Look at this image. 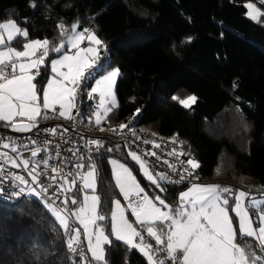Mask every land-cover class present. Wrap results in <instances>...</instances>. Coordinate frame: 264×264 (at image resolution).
<instances>
[{
  "label": "trees",
  "instance_id": "16d2710c",
  "mask_svg": "<svg viewBox=\"0 0 264 264\" xmlns=\"http://www.w3.org/2000/svg\"><path fill=\"white\" fill-rule=\"evenodd\" d=\"M248 1L258 0H0V21L15 20L28 30L29 39L47 37L53 44L65 39L61 23L69 30L77 22L79 29L95 30L110 48L95 77L112 67L120 69L119 106L100 125L118 126L139 109L135 131L186 143L183 155L198 161L199 182L215 181L234 192L253 187L258 194L264 192V16L259 23L249 18ZM259 6L264 11V3ZM23 43L18 38L12 45ZM58 54L50 51L41 66L45 78ZM189 95L197 99L187 108L179 100ZM84 99L87 103V93ZM130 150L106 137L92 156L100 213L110 218L113 199L120 194L112 157L132 168L150 195L159 194L175 206L191 184L161 182L167 189L161 193L141 174ZM79 186L73 195L78 203ZM66 240L38 198L14 204L0 199V264H73ZM105 248L109 264H148L141 252L122 241L112 239Z\"/></svg>",
  "mask_w": 264,
  "mask_h": 264
},
{
  "label": "snow or ice",
  "instance_id": "6c2138e0",
  "mask_svg": "<svg viewBox=\"0 0 264 264\" xmlns=\"http://www.w3.org/2000/svg\"><path fill=\"white\" fill-rule=\"evenodd\" d=\"M259 2L264 3V0ZM244 6L249 9L246 15L259 23L264 11L250 2ZM58 28L60 35L65 39L59 44H53L47 37L29 39L28 30L21 29L15 21H0V122H5V126L14 132H31L39 128L40 118L44 120L50 118L49 110L65 119L76 120V117H80L81 123L87 120L89 124L94 121L96 125H100L103 120H107L113 109L119 106L114 87L120 69L115 68L99 78L90 72L100 58V48H106L104 41L93 29L84 28L78 31V22L72 24L70 30L63 23L59 24ZM18 38L24 40L22 50L12 46V42ZM85 40L88 41V46L81 47ZM65 44L75 51L72 54L62 52ZM50 51L61 55L49 62L50 74L45 78L41 75L40 68L45 64ZM45 72L48 70L45 69ZM38 77L40 79H37ZM89 80L94 82V86L88 83ZM82 84L88 89L87 98L97 102L87 109L85 115H81L77 109L76 115L73 116L72 109L77 108ZM233 87H236L235 83ZM173 99L179 98L174 96ZM196 99L195 96H189L187 99L179 100V103L184 107H191ZM139 111L137 109L136 114H139ZM125 128H128V124L119 125L120 130ZM104 130L101 128V131ZM109 130L117 131L114 128ZM44 131L55 134L54 128ZM29 142L32 145L38 144V141L32 138H29ZM172 142H177L176 137L172 138ZM41 143L43 147L31 149L32 157L46 151L50 141ZM88 143L95 145L97 149L103 147L100 139H92ZM143 143L152 144L154 148L161 147L151 140H144ZM20 147L17 138L0 136V148L8 150L0 151V161L13 167H21V164L10 155L17 153L22 157ZM23 147L27 148L28 145ZM107 151L111 152L112 149L109 148ZM176 154V149L168 153ZM128 155L139 166L143 176L161 193L167 191L161 186V182L180 183L185 179L183 175L178 180H173L166 173L154 174L155 170L150 167L145 157H156L155 151H146L143 154L129 151ZM49 159L50 157L35 162V167L29 172L33 181L40 183L38 179L40 173H37V169L41 164L47 167ZM29 163L28 159H22L25 169ZM110 163L115 184L123 199L129 201L125 208L119 199L115 200V209L111 212L110 218L100 213V197L94 194L97 178V165L94 162L88 165L87 172L78 173L84 189H90L93 195L85 194L77 209L61 208L45 201L47 210L67 235L68 250L81 257L82 264H109L105 246L112 244L110 236H114L116 240L122 241L130 248L137 249L146 257L148 264H264V199H257L244 190L234 193L232 188L220 184H193L191 188L179 194L174 206L166 203V199L160 195L150 196L133 174L132 168L125 163L117 159H112ZM186 163L193 170L200 166L194 159H189ZM168 166L173 171L176 170L175 165L169 163ZM84 167L83 163L76 165L78 169ZM52 171L59 172V169L53 167ZM184 171L188 176L192 175L188 168ZM3 174V166L0 165V176ZM13 179L20 184L28 183L19 175H14ZM61 179L69 185L67 188L64 185L60 186L62 193L71 191L72 186L76 184L75 180L69 182L67 177ZM41 187L43 193H47V188L43 185ZM2 191L3 189H0V192ZM23 192L24 189L21 188L17 195ZM31 192L37 197L42 195L35 189H31ZM231 197H234L232 204L229 203ZM62 203L67 205L69 198L65 196ZM77 203V199H71V204ZM126 209L135 217V224L130 221L129 215H126ZM230 209L238 218V230L234 225L233 216L230 215ZM73 219L82 228L75 227ZM105 219H109L110 227L98 223ZM82 232L86 237V248L87 252L91 253V259L82 246ZM144 233L162 247L156 248L145 239Z\"/></svg>",
  "mask_w": 264,
  "mask_h": 264
},
{
  "label": "built area",
  "instance_id": "2783aa9c",
  "mask_svg": "<svg viewBox=\"0 0 264 264\" xmlns=\"http://www.w3.org/2000/svg\"><path fill=\"white\" fill-rule=\"evenodd\" d=\"M110 48L101 47L100 58L96 62V67L91 69L90 72L95 76L102 67L106 64L108 59ZM38 53L37 55H39ZM91 83V80L88 81ZM88 89H85L83 84L81 85V91L77 99V108L75 109L74 115H76L77 109L80 111L81 115H85L87 109L90 106L96 104V100H89L84 102V93H87ZM97 95V94H94ZM79 104H83L78 106ZM58 114L52 112V119L45 120L39 123V128L33 129L31 132H14L10 127H6L5 124H0V136L17 138V143L21 145L20 152L23 154L22 157L17 153H10L17 160V163L21 164V167H13L11 164L4 163L0 161V165L3 166L4 174L0 176V189H3L0 192V199L8 203H17L25 197H36L38 200L46 206V203H54L61 208L67 207L71 209V198L74 195V187L72 186L71 191L63 192L61 185H64L65 188L69 185L65 184V181L61 177H67L69 182L72 181L76 173L79 172L75 169L76 163H84L87 166V163L94 162L92 156L95 152L99 151L101 148L97 149L95 145H89L88 141L92 139H100L103 142L106 137H111L118 141L121 144L126 145L130 149L136 151L138 154H143L146 151H155L157 153L156 157L146 156L145 159L148 160L149 165L152 169L155 170L154 174L166 173L171 179L178 180L181 175L185 176V179L180 183H166L169 185H190L196 183L200 180L201 176L197 169H191L186 163V158L183 153V150L186 147V143L176 140V143L172 142V138L166 137L164 135H158L151 131H146L142 135L135 131L134 125L137 119V115H133L128 121L123 124H128V128L123 130L119 129L118 126H104L96 125L93 123L89 124L87 120L83 123L80 122V117H76V120H61L58 119ZM135 117V118H133ZM55 129V134H52L51 131H44V129ZM101 128L105 129L101 131ZM117 129L116 132L110 131L109 129ZM135 131V135H133ZM155 134V135H153ZM139 137V139H137ZM29 138L35 139L38 141L37 145H32L29 142ZM144 140L155 141L157 144L161 145L159 148H154L152 144L143 143ZM42 141H50L47 145L46 151L40 153L37 157L31 156V149L44 145ZM23 145H28L27 148H24ZM172 149H176V155H168ZM0 151H8L6 149L0 148ZM57 153L59 155H57ZM48 166L45 167L43 164L40 165V168L37 169V173H40L38 179L40 183L33 181L32 177L29 175V172L32 168L35 167V162L44 158H49ZM91 157V160H89ZM22 159H28L30 161L29 166L25 169L22 165ZM167 161V163L165 162ZM185 163H181V162ZM171 163L175 165L176 170L173 171L169 168L168 164ZM55 167L59 169V172H53L52 168ZM188 168L192 171V175L188 176L185 173L184 169ZM14 175L22 176L28 183L20 184L19 181L13 179ZM55 177V179H53ZM47 188V193H43L42 187ZM23 188L24 192L17 195L20 192V189ZM31 189H35L37 192H41V197H37L35 194H32ZM65 196L69 198V203L64 205L62 201L65 199ZM126 205L129 201H125ZM73 224L75 227H78V223L74 221ZM145 239L151 242L156 248L162 247L161 245L155 244L154 239L147 236L144 233ZM82 246L85 248V252L91 259L90 252H87L85 236L82 232L81 235ZM70 253V259L73 264H82V258L76 256L75 254ZM163 255V254H161Z\"/></svg>",
  "mask_w": 264,
  "mask_h": 264
},
{
  "label": "rangeland",
  "instance_id": "374dc122",
  "mask_svg": "<svg viewBox=\"0 0 264 264\" xmlns=\"http://www.w3.org/2000/svg\"><path fill=\"white\" fill-rule=\"evenodd\" d=\"M254 3V4H256V7H258V8H260V6H259V0L257 1V2H254V1H248V2H246V3ZM245 3V4H246ZM261 4V3H260ZM261 9V8H260ZM249 11V9H247V12ZM248 16V15H247ZM7 21H15V20H7ZM16 22V24L21 28V29H24V28H22V26L17 22V21H15ZM13 43V42H12ZM66 45V44H65ZM84 46H88V41L87 40H85L84 41V43L83 44H81V47H84ZM63 50H65V48L63 49ZM75 50L74 49H71L70 48V51H66L68 54H72V52H74ZM115 68H118V67H112V68H109V69H107L106 71H104L102 74H100L99 76H97V78H99V77H101V76H103V75H107V73L108 72H110V71H112L113 69H115ZM118 78H119V76L116 78V82H117V80H118ZM116 82H115V87H114V92H115V97H116V101L118 102V98H117V94H116ZM92 86H94V82H93V85ZM189 96H194V95H189ZM188 96V97H189ZM188 97H186V98H184V99H187ZM180 100H183V99H180ZM193 104V103H192ZM191 104V105H192ZM116 108V107H115ZM187 108H189V107H187ZM130 151H134V150H130ZM112 159H116V158H111L110 159V161L112 160ZM189 159H194L195 161H196V159L193 157V155L191 154L190 155V157H189ZM118 160V159H117ZM120 161V160H119ZM121 163H123L122 161H120ZM196 162H198V161H196ZM110 165H111V163H110ZM127 165V164H126ZM128 166V165H127ZM111 168H112V166H111ZM88 171V166H87V168L85 169V170H83V171H79V172H77L76 173V176H74V178L72 179V180H75L76 181V184H75V186H73L74 187V190H75V188L77 187V185L80 183V186H79V189H80V195H79V197H80V200H79V203L77 204V205H71V209L72 210H75V209H77L78 207H79V204H80V202H82L83 201V197H84V195L85 194H87V195H89V196H91V195H93V192L90 190V189H84V187H83V182L81 181V179H80V177H79V175H78V173H80V174H83L84 172H87ZM113 172V171H112ZM141 172V171H140ZM134 174V173H133ZM141 174H142V172H141ZM135 175V174H134ZM143 175V174H142ZM114 176V175H113ZM115 179V178H114ZM146 179V178H145ZM137 180L139 181V183L141 184V186L142 187H144V185H143V183L140 181V179L137 177ZM147 180V179H146ZM148 181V180H147ZM150 182V181H149ZM97 184H98V174H97V178H96V189H95V195H98V193H97ZM193 184H200V185H210V184H218V183H216L215 181H209V182H204V183H202V182H197V183H193ZM193 184H191L190 186H188L185 190H183V191H186V190H188L189 188H191V186L193 185ZM145 188V187H144ZM254 188L253 187H249V190L248 189H244V188H238V190L236 191V192H234V193H237L238 191H240V190H244V191H248L249 193H250V195H252V196H255L257 199H264V192H262V193H258V194H256V193H252V191H254L253 190ZM118 190H119V188H118ZM145 190H146V188H145ZM147 191V190H146ZM148 192V191H147ZM119 193H120V191H119ZM149 193V192H148ZM33 194V193H32ZM150 195V194H149ZM156 195H159V194H156ZM99 196V195H98ZM150 196H152V195H150ZM161 196V195H160ZM74 197V196H73ZM162 197V196H161ZM234 198V197H233ZM117 199H119L120 201H121V204H122V206H124L125 208H126V203H125V201L126 200H124L123 199V196H122V194L120 193L119 195H116L115 197H114V199H113V204H112V210H111V212L115 209V205H114V201L115 200H117ZM233 202V201H232ZM166 203H168L167 201H166ZM229 203H231V199L229 198ZM246 203H247V201H246ZM232 204V203H231ZM99 211H100V209H99ZM230 211V215H235L234 213H232L231 212V209L229 210ZM251 211V210H250ZM104 215V214H103ZM111 215V214H110ZM126 215H129V219H130V221L131 222H133L134 224H135V217L134 216H131L130 215V213H129V210H127L126 209ZM237 219V222H235L234 221V218H233V222H234V225L236 226V223H237V227H238V218H236ZM106 220V219H105ZM99 221L98 223L99 224H101V225H104V226H106V227H110V222H109V224L106 222V221ZM78 223V222H77ZM78 225H79V223H78ZM78 227H81L82 228V226L81 225H79ZM110 239L112 240V239H115V237L114 236H110ZM85 241H86V243H87V240H86V237H85ZM90 256H91V253H90Z\"/></svg>",
  "mask_w": 264,
  "mask_h": 264
},
{
  "label": "crops",
  "instance_id": "0c3cea01",
  "mask_svg": "<svg viewBox=\"0 0 264 264\" xmlns=\"http://www.w3.org/2000/svg\"><path fill=\"white\" fill-rule=\"evenodd\" d=\"M78 31H81L82 29H77ZM12 46H14V45H12ZM14 47H16L17 49H20V50H22V46H20V47H17V46H14ZM84 47H87V46H84ZM101 49V48H100ZM66 51H70V46H68L67 44L65 45V50H62V52H65V53H67ZM73 53V52H72ZM38 54V53H37ZM68 54V53H67ZM71 54V53H70ZM61 54L59 53L58 55H57V57L56 58H59V56H60ZM56 58H54V59H56ZM57 109H58V106H57ZM76 109V108H75ZM75 109H72V115H74V112H75ZM49 119H47V120H50V119H52V117H51V115H52V111L51 110H49ZM58 117V116H57ZM19 119V118H18ZM58 119H61V120H69V119H65V118H62V117H58ZM43 121H45L44 119H42V118H40L39 119V123H41V122H43ZM0 124H5V122H0ZM199 182V181H198ZM197 183V182H196Z\"/></svg>",
  "mask_w": 264,
  "mask_h": 264
},
{
  "label": "water",
  "instance_id": "95a60500",
  "mask_svg": "<svg viewBox=\"0 0 264 264\" xmlns=\"http://www.w3.org/2000/svg\"><path fill=\"white\" fill-rule=\"evenodd\" d=\"M77 164H81V163H76L75 166H74L75 169H77L78 171H83V170H85L86 166L84 167V169H78V168H76V165H77ZM83 164H84V163H83ZM84 165H85V164H84ZM72 198H75V197H72ZM72 198H71V199H72ZM75 199H76V198H75ZM72 205H73V204H72Z\"/></svg>",
  "mask_w": 264,
  "mask_h": 264
}]
</instances>
